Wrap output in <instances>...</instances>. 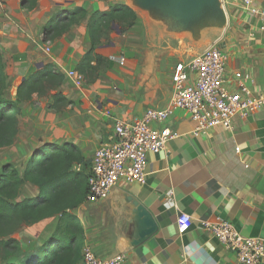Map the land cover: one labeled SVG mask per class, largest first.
I'll return each mask as SVG.
<instances>
[{
	"label": "crops",
	"instance_id": "0c3cea01",
	"mask_svg": "<svg viewBox=\"0 0 264 264\" xmlns=\"http://www.w3.org/2000/svg\"><path fill=\"white\" fill-rule=\"evenodd\" d=\"M255 3L264 10V0ZM117 4L123 5V0H38L30 11L23 0H0V51L8 87L19 91L26 80L47 66L64 76L62 83L45 95L28 96L26 89L21 93L19 132L0 173L4 165L12 164L23 175L36 152L45 149L41 153L45 155L51 148L72 144L81 151L86 165L81 169L89 175L94 153L112 135L116 118L131 121L142 117L148 108L171 105L178 65L199 52L184 38L152 41L140 13L126 33L113 25L109 37H103L97 52L106 64L94 81L83 78L78 84L69 75L77 72L93 48V15ZM78 9L85 14L79 16ZM226 14L228 27L213 45L228 55L226 85L235 88V72L248 74L252 93L264 96L262 24L250 19L240 0ZM73 17H77L75 23L54 36L53 27L69 23ZM58 93L70 103L54 108L53 97ZM156 125L170 129L175 137L162 152L148 154L145 184L116 188L138 198L155 217L158 232L141 246L124 250L115 234L120 214L113 193L98 203L85 201L75 210L84 231L83 248H92L101 259L125 252L122 264H241L204 223L229 221L241 234L264 239V108L248 117L234 116L232 130L218 127L206 135L193 134L195 124L181 109ZM170 192L175 204L167 207ZM39 193L37 186L25 183L18 200ZM182 215L190 217L183 232L179 228ZM58 222L59 217H54L30 226L38 230L35 246L50 236ZM22 246L27 248L24 242Z\"/></svg>",
	"mask_w": 264,
	"mask_h": 264
},
{
	"label": "built area",
	"instance_id": "2783aa9c",
	"mask_svg": "<svg viewBox=\"0 0 264 264\" xmlns=\"http://www.w3.org/2000/svg\"><path fill=\"white\" fill-rule=\"evenodd\" d=\"M236 0H222L226 13ZM250 19H258L264 30V10L255 0H240ZM229 8V9H228ZM228 55L212 46L180 63L174 77V97L168 108H148L142 117L134 120L116 118L113 133L99 149L91 162L86 201L93 204L106 199L110 191L121 184H145L148 154L165 150L175 135L168 128L156 124L165 122L176 110H185L195 124V136L206 135L218 127L233 129L234 116L248 117L264 108V96H255L250 90L252 78L241 72L234 73L235 88L226 85ZM78 84L83 77L70 72ZM81 166H75L79 171ZM167 207L175 202L170 192L165 200ZM190 217L182 215L179 228L185 231ZM218 243L234 253L241 264H264V239L248 237L238 232L231 222L204 223ZM124 256V255H123ZM123 256L99 258L92 248L82 252L83 264H122Z\"/></svg>",
	"mask_w": 264,
	"mask_h": 264
},
{
	"label": "trees",
	"instance_id": "16d2710c",
	"mask_svg": "<svg viewBox=\"0 0 264 264\" xmlns=\"http://www.w3.org/2000/svg\"><path fill=\"white\" fill-rule=\"evenodd\" d=\"M37 1L23 0V6L31 11ZM77 12L79 16L85 14L83 9ZM76 20L77 17H73L69 23L53 27L54 36L62 35ZM136 21L137 13L121 4L93 15L90 23L93 48L77 68L84 80L94 81L99 69L105 66L106 60L98 54L97 48L103 37L112 33V26L124 34ZM5 68L0 51V149L15 143L21 113L19 100L14 102L3 96L7 84ZM63 79V75L55 74L52 67L47 66L45 71L26 80L18 94L26 89L28 96L43 95L45 91L42 92L41 87L52 82L58 86ZM53 98L54 108L70 103L59 93ZM44 152L45 149L36 152L23 175L12 164L4 165L0 173V264H80L82 260L84 231L74 212L86 201L89 190V175L84 169L75 170V166L86 167L84 158L79 148L72 144L51 148L47 154H41ZM25 183L39 188L37 197L18 200ZM54 217H59V222L50 236L38 248L25 250L16 237L20 230Z\"/></svg>",
	"mask_w": 264,
	"mask_h": 264
},
{
	"label": "water",
	"instance_id": "95a60500",
	"mask_svg": "<svg viewBox=\"0 0 264 264\" xmlns=\"http://www.w3.org/2000/svg\"><path fill=\"white\" fill-rule=\"evenodd\" d=\"M123 5L144 16L152 41L184 38L199 53L212 47L228 27L222 0H123ZM113 193L120 214L115 234L130 251L152 238L159 226L133 194L114 187L108 197Z\"/></svg>",
	"mask_w": 264,
	"mask_h": 264
},
{
	"label": "rangeland",
	"instance_id": "374dc122",
	"mask_svg": "<svg viewBox=\"0 0 264 264\" xmlns=\"http://www.w3.org/2000/svg\"><path fill=\"white\" fill-rule=\"evenodd\" d=\"M5 66H6V64H5ZM9 83H10L9 77L7 76V84H6V89L3 92V96H5L6 98H8L14 102H16L18 100H19V102H21L22 98H24L23 95L18 94V88L8 87L10 85ZM56 87H57V85L52 82L50 84L45 85V87H43V88L41 87L40 90L42 92L45 91V94H47L50 90L56 89ZM45 94H43V95H45ZM19 117H20V114H19L18 118ZM19 126H20V122H19ZM13 148L14 147L11 146L10 148H7V149H4V148L0 149V170H1L2 164L4 163L5 159L9 158L8 154H10V151H12ZM34 230H36V229H34L30 226H27V227H24L23 229H21L20 232L18 233L20 240L22 242H24V244L26 245L27 248L25 250H27V251L34 250L37 247L35 245H36V239L38 236H36L35 233L38 232V230L37 231H34ZM18 235H16L17 238H18ZM38 241H39V238H38ZM38 247H39V245H38Z\"/></svg>",
	"mask_w": 264,
	"mask_h": 264
}]
</instances>
